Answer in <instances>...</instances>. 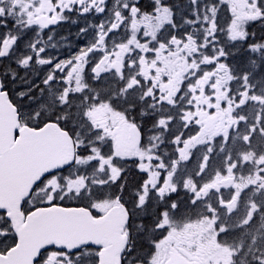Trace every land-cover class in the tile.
Segmentation results:
<instances>
[{
    "label": "snow or ice",
    "instance_id": "6c2138e0",
    "mask_svg": "<svg viewBox=\"0 0 264 264\" xmlns=\"http://www.w3.org/2000/svg\"><path fill=\"white\" fill-rule=\"evenodd\" d=\"M47 4L48 22H41V0H0V153L15 163L37 145L59 149L54 166L17 201L0 203V264H164L169 238L189 208L200 205L207 217L234 211L223 197L217 206L208 194L201 197L195 183L189 191L188 181L174 182L187 133L193 122L199 127L186 116L195 111L200 79L210 76L203 91L213 105L221 70L228 77L221 107L253 102L252 122L239 116L248 129L241 137L249 150L244 162L255 155L253 140L264 139V0ZM65 26L75 27L74 37L62 33ZM73 38L77 47L62 55ZM177 50L195 67L168 99L154 77L164 66L160 57ZM114 117L138 136L134 145L122 144V152ZM226 160L232 172L237 162L231 153ZM262 162L264 153L256 161L257 175L264 177ZM195 175L203 176L204 169ZM257 216L264 217V204L253 203L241 227ZM52 218L71 228L35 244ZM216 226L219 235L230 230L219 219ZM253 245L254 238L234 250L240 264H264V249Z\"/></svg>",
    "mask_w": 264,
    "mask_h": 264
},
{
    "label": "rangeland",
    "instance_id": "374dc122",
    "mask_svg": "<svg viewBox=\"0 0 264 264\" xmlns=\"http://www.w3.org/2000/svg\"><path fill=\"white\" fill-rule=\"evenodd\" d=\"M194 67V65H184L183 72L188 74L189 69H194ZM227 78L228 77L223 70L217 73L216 80L218 82L216 85L218 86L217 92L219 93L218 96L220 97L222 94H224V89L227 87V85L224 84V81L227 80ZM181 79H183V76H181ZM222 85L224 86L223 88ZM250 102L248 101L245 106H242L240 108V110H243V114L248 117L249 122L251 123L253 117L257 115V112L255 106L253 105V102ZM238 111L239 109L237 110L233 108L230 110L231 115H229L228 113L227 117H229L231 123L226 124L225 129L222 130L221 133H215L213 135H206L203 132H198L197 134H195V132L191 134L187 133L188 139L185 146L183 147L182 152L180 153V162L177 166L179 170L174 180L175 182L188 181V188L190 189H192L193 183H195L198 188L203 189L207 188V186L212 182V179L216 177L229 176L231 178H234V184L232 186L233 192H236V190L240 188L242 197L236 211L232 215H218L217 217L213 215L205 219V222L209 226L211 231L214 233L216 230V235L218 234L216 226L217 219L221 218V220H219V223L221 224L229 223L234 228L239 229L242 225L243 220L247 218L249 212L252 211V204L255 203L258 206L264 204V188L261 187V185H264V177L257 175L259 166L256 163L260 155H252L250 162H244V156H247L249 152L243 153L244 155H240V157L237 159L234 156L232 157V159L233 161L237 162V167L234 168L232 172L226 171V169L231 165V162L226 160L227 155L224 154V145L226 140H228L229 136H232L233 144L236 139L237 141L240 140V142L243 144L241 137L248 131V129L243 126V121H240L239 116H236ZM192 115L193 112H189L186 116V119L189 121ZM225 119L222 123H219L222 127ZM216 138H219L220 141L217 142V148L213 152V156H211L212 161H210L211 149L213 146V143H210L211 141H213V139ZM221 148H223V151H221ZM228 148L231 147L229 146ZM168 151L173 156L175 155V152L171 149V147H169ZM225 152L229 154L228 150H225ZM232 154L233 153H231V155ZM205 157H209V159L205 160ZM211 165L212 167L217 166L213 173H210ZM201 168L204 169V175L197 177L195 174ZM220 172L222 173L215 176ZM259 220L260 219H258V221ZM261 226L262 222L259 221L258 229ZM172 234L175 233L173 232ZM223 238H225V236ZM218 240L220 244H223V239L220 236H218ZM228 255L229 251H222L215 256H211L210 259L213 262H218L220 261L222 256Z\"/></svg>",
    "mask_w": 264,
    "mask_h": 264
},
{
    "label": "flooded vegetation",
    "instance_id": "af4514ba",
    "mask_svg": "<svg viewBox=\"0 0 264 264\" xmlns=\"http://www.w3.org/2000/svg\"><path fill=\"white\" fill-rule=\"evenodd\" d=\"M47 7V0H41V11L39 14L36 15L37 19L41 18L43 22H48L47 17L43 15V10ZM75 32V27H72L70 30L69 27L65 26V28L62 29V33L64 35L71 34L74 37ZM77 43V40L73 38L71 48H68L66 52H62V55L70 54L72 48L77 47ZM189 49H191V45H189ZM160 59L163 60L164 66L157 70V74L154 79L156 80L157 84L161 87V89L166 93L167 98L173 99L176 94L181 90L182 82L185 81V79H181V70L187 62L184 57L180 55L179 50H177L176 53L172 54L169 57L161 56ZM148 70L149 66L145 65L146 74ZM162 77L166 80V82H161ZM209 78L210 76L204 77L202 79V90L200 94V99H202V101L195 108L196 110L195 112H193V116L189 119V121H193V118L195 117L196 120H198L199 127H197L195 122H193V127L189 132H191L192 130L199 129L202 131L211 129L217 121H221L222 116L226 111V108L221 107L219 103L220 101L225 99L224 95L221 98L215 96L217 102L215 105H213L209 97L204 94L203 89ZM209 106L215 108V111L211 113V116H209ZM97 118L102 119V114H99ZM114 119L118 122L119 129L116 134L117 147L118 151L122 152V144H133L129 133V129H131V127L125 124L122 118L120 117H114ZM219 189L220 191H224V188ZM197 228H199L197 227V225L179 226L178 231L180 232V234L177 237L171 236L169 239L171 241L172 246H166L165 248L164 264H240V262L233 256L234 250L238 249L240 245L222 242L226 244V247L223 248L219 245L217 235H215L214 237L212 234L207 235L204 229ZM222 251H229L230 256H222V258L218 262H213L210 259L211 256H215L216 254Z\"/></svg>",
    "mask_w": 264,
    "mask_h": 264
},
{
    "label": "water",
    "instance_id": "95a60500",
    "mask_svg": "<svg viewBox=\"0 0 264 264\" xmlns=\"http://www.w3.org/2000/svg\"><path fill=\"white\" fill-rule=\"evenodd\" d=\"M10 138V135L7 134ZM59 158V149L54 145H37L24 154L17 162L9 163L0 153V203L11 204L30 186L42 171L54 166ZM70 222L63 218L46 220L40 233L34 236V243L38 244L53 231L69 230Z\"/></svg>",
    "mask_w": 264,
    "mask_h": 264
},
{
    "label": "trees",
    "instance_id": "16d2710c",
    "mask_svg": "<svg viewBox=\"0 0 264 264\" xmlns=\"http://www.w3.org/2000/svg\"><path fill=\"white\" fill-rule=\"evenodd\" d=\"M262 146H264V142L262 143Z\"/></svg>",
    "mask_w": 264,
    "mask_h": 264
}]
</instances>
